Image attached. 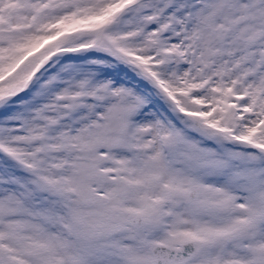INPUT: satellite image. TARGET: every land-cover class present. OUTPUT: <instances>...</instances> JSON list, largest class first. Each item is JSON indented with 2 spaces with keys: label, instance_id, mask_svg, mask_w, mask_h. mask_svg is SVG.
<instances>
[{
  "label": "snow or ice",
  "instance_id": "6c2138e0",
  "mask_svg": "<svg viewBox=\"0 0 264 264\" xmlns=\"http://www.w3.org/2000/svg\"><path fill=\"white\" fill-rule=\"evenodd\" d=\"M0 264H264V0H0Z\"/></svg>",
  "mask_w": 264,
  "mask_h": 264
}]
</instances>
